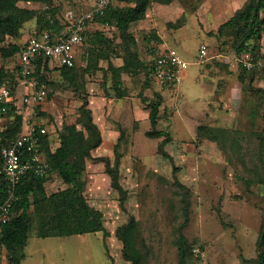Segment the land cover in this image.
<instances>
[{
  "label": "rangeland",
  "instance_id": "374dc122",
  "mask_svg": "<svg viewBox=\"0 0 264 264\" xmlns=\"http://www.w3.org/2000/svg\"><path fill=\"white\" fill-rule=\"evenodd\" d=\"M246 1H154L148 10L153 15L148 25L154 27L142 29L131 24L136 46L131 39L120 45L116 25L96 23L92 30H102L116 39V48L109 58L95 62L87 41L77 60L76 84L53 66L48 73L47 97L25 109L16 75L18 52L9 57L0 52V67L7 72L3 80H12L16 97L11 112L7 109L0 115V128L15 124L17 116L22 118L24 114L48 124L54 136L66 124L77 122L79 107L88 98L94 120L107 140L91 151L83 180L85 196L92 206L103 211L110 234L104 237L103 232H92L85 238H43L34 227L23 264H130L124 258L117 229L131 216L137 220L136 240L144 254L143 264H178L180 226L186 210L185 189L178 181L189 189V221L183 229L188 264H258L259 251H264V243L262 247L258 244L264 221V183L255 175L264 169V147L258 137L264 128V72H249L243 81L232 32L226 30L218 35L220 25ZM91 2L54 0L61 14L70 7L86 10ZM19 5L39 10L45 6L28 0H19ZM38 27L36 18L27 21L18 37L0 41V49L9 42L23 46ZM147 37L151 38L150 43ZM201 42L208 43L210 48V58L205 63L197 59ZM167 46L176 47L189 63L179 90L162 87L152 73L146 82L144 67L136 68V57L127 51L128 47L138 48L140 56L150 63L151 49ZM126 58L131 64L124 69ZM118 72L122 88L132 100L138 101L142 95L155 99L162 93L159 128L169 132L165 149L172 159L160 151L163 137L148 134L150 120L142 119L143 113L149 111L146 103L142 109L133 108L132 115L125 112L124 106L118 107L122 105L112 107L110 98L118 97L114 87V75ZM102 96L106 100L102 101ZM200 124L231 129L237 140L224 147L216 140L199 137ZM123 128L126 134L118 147L121 157L118 180L114 182L110 168L115 169L116 143ZM67 186L58 171L45 182L47 194ZM31 212L37 222L34 209ZM4 217L8 213L0 215V220ZM9 257L7 248L0 244V264H9Z\"/></svg>",
  "mask_w": 264,
  "mask_h": 264
},
{
  "label": "trees",
  "instance_id": "16d2710c",
  "mask_svg": "<svg viewBox=\"0 0 264 264\" xmlns=\"http://www.w3.org/2000/svg\"><path fill=\"white\" fill-rule=\"evenodd\" d=\"M39 1L44 5H48L42 10L32 9L19 5V0H0V41L8 38L18 37L25 23L36 18L39 29L34 33H40L46 28L61 29V23L57 19L56 13L59 8L55 5L54 0H28ZM116 1H118L116 3ZM154 1L169 3L172 0H113L107 12L101 18L90 21L86 30V42L91 45V53L95 62L100 58H109L111 52L115 50V38L110 37L102 30H92L94 24H113L120 30V38L122 43L126 44L131 39L134 46L137 45V38L130 31L133 22L143 19L148 8ZM124 3V4H123ZM52 19L54 20L52 22ZM230 30L235 39L233 46L240 55L245 51L252 54H258L262 48V36L264 35V0H247L246 3L238 9L233 16L224 21L219 29L218 35L224 31ZM25 44V43H24ZM133 46V47H134ZM22 45L9 42L0 49L1 56L9 57L19 52ZM127 51L136 57L135 67H141L146 72V82L152 73V66L141 56L138 48L128 47ZM131 64L129 59H125L124 69ZM61 74L70 80L73 84L77 78L76 66H58ZM51 67L48 62L40 61L36 67V75L39 80L49 85L48 73ZM89 69H85L88 71ZM117 68H114V71ZM264 72L261 69L248 70L242 63L240 65V78L244 81L249 72ZM7 76L4 67H0V80ZM5 80V79H4ZM1 82V81H0ZM122 80L120 72L114 75V87L118 92V96H123L125 91L122 88ZM264 91V90H263ZM50 94V93H49ZM142 100L149 108V120L151 128L148 134L151 137H163L159 143V148L165 157L172 159L170 153L167 152L165 146L168 144L169 132L159 128L161 117V107L163 105V95L158 93L155 99H148L142 95ZM13 104L6 106V110L13 108ZM3 107L0 109V115L4 113ZM79 118L77 122L66 124L64 128L57 131L58 146L52 149L48 137L44 138L43 154L50 163V170L44 177L30 175L24 177L18 184L15 191V198L12 199L7 206V210L3 207L10 197V189L8 179L4 174L0 173V215L8 213V217L0 220V244L4 245L9 251L10 264H21L26 256V246L30 233L36 227V234L39 237L61 236L68 237L76 234H87L92 232H103L104 237L110 233L107 229L103 211L92 206L85 196V181L83 174L86 169V162L91 155V151L102 143V133L99 125L94 120L93 111L89 106V99L84 98L79 107ZM81 125L79 127L78 125ZM22 125L21 116H17L15 124L0 128V157L1 148L11 143L12 138L19 132ZM198 136H205L209 139L220 142L224 147L234 145L236 138L233 131L224 127H216L200 124L198 126ZM126 134V130H121V136L116 144V163L115 169L110 168L112 177L117 181L119 174L120 153L118 147L121 138ZM261 145L264 147V128L258 133ZM264 162V160H263ZM176 168V167H175ZM177 169H174L176 171ZM58 171L63 180L67 183L66 188L59 189L51 194H47L45 189L46 180ZM256 179L260 183H264V169L258 170ZM185 189L183 200L185 202V218L180 226L181 237L178 240L179 262L178 264H188V252L185 246V236L183 229L189 221V199L188 187L183 183L177 182ZM184 208V209H185ZM32 209H34L37 222L32 218ZM118 236L123 242L124 258L130 261V264H143L144 254L137 246V220L131 216L129 221L120 226ZM264 243V221L261 227V235L258 244L262 247ZM258 264H264V251H259Z\"/></svg>",
  "mask_w": 264,
  "mask_h": 264
},
{
  "label": "built area",
  "instance_id": "2783aa9c",
  "mask_svg": "<svg viewBox=\"0 0 264 264\" xmlns=\"http://www.w3.org/2000/svg\"><path fill=\"white\" fill-rule=\"evenodd\" d=\"M112 2L113 0H95L94 4L84 11L70 7L63 14L56 13L62 25L60 30L50 27L27 37L18 52L19 69L16 74L22 87L24 109L27 105L41 103L47 97L48 86L36 75L39 62L47 61L50 67L77 66L79 54L86 43V30L90 21L104 16ZM150 58L153 76L157 82L166 89L176 88L189 65L179 50L171 46L152 48ZM209 58V45L201 42L197 59L205 63ZM238 60L248 70L263 68L264 35L262 48L258 54L245 51L238 56ZM14 86L12 80L8 78L0 82V109L3 107V110H6V106L11 103L16 104ZM51 134L48 124L40 123L23 114L21 129L9 145L1 148L0 173L7 177L10 189V197L3 207L4 210H7V206L15 198L17 186L24 177L30 175L44 177L48 174L51 167L44 157L43 145L45 137L51 140Z\"/></svg>",
  "mask_w": 264,
  "mask_h": 264
},
{
  "label": "crops",
  "instance_id": "0c3cea01",
  "mask_svg": "<svg viewBox=\"0 0 264 264\" xmlns=\"http://www.w3.org/2000/svg\"><path fill=\"white\" fill-rule=\"evenodd\" d=\"M94 1L95 0H92V2H91V6L94 4ZM46 6H48V5H45V7ZM90 6V7H91ZM159 7H157V9H158ZM76 10V9H75ZM87 10V9H86ZM148 10H149V8H148ZM148 10H147V12H148ZM81 11H84V10H81ZM146 12V14H148V16L149 17H151V18H147V16H146V18H143V19H140V20H138V21H135V22H133L132 24L133 25H135L136 24V26H138L139 28H142V29H144V28H150V27H154V25L152 24V25H148L149 24V22H151L150 20H152L153 18V15L152 14H150L149 12L147 13ZM57 13H59V12H57ZM155 13H157L156 11H155ZM155 16H156V14H155ZM151 24V23H150ZM99 25H101V24H99ZM133 25H131V26H133ZM130 26V27H131ZM95 31V30H94ZM131 31V30H130ZM35 32V30L33 31V33ZM157 32H158V34L160 35V37L162 38V35H161V33H160V31H158L157 30ZM137 38V37H136ZM147 40H149V43H150V40H151V38H149V37H147L146 38ZM26 42V41H25ZM151 42H153V41H151ZM148 43V42H147ZM171 47H173V46H171ZM55 67H58V66H55ZM48 86V85H47ZM177 87H179V86H177ZM176 87V89L177 90H179L178 88ZM128 97V98H127ZM130 96H128V94L125 92V94L123 95V96H118L117 98H114V100H113V98L111 97L110 98V103H113V104H111L112 105V107L113 106H115L116 104L117 105H122V106H118L119 108H121V107H123L124 106V110H125V112L128 110L129 111V113H130V115H132V110H133V108H138V109H142V108H144L145 107V102L142 100V99H139L138 101L137 100H132V99H130L129 98ZM102 98V101L103 100H106V97H101ZM135 106V107H134ZM142 119H143V121H148L149 120V111H147L146 113H143V115H142ZM136 120H139V117H136ZM43 123V122H42ZM124 129V128H123ZM122 129V130H123ZM126 130V129H125ZM102 133V132H101ZM51 140H50V146H51V148L52 149H55L57 146H58V144H59V142H58V136H57V133H54V136H52V134H51ZM120 138V137H119ZM119 138H118V140H119ZM110 140V139H109ZM105 142H107V140H106V137H105V135H104V132L102 133V143L98 146V147H101V146H103V144L105 143ZM118 142V141H117ZM52 143V144H51ZM117 144V143H116ZM105 145V144H104ZM98 147H96V148H98ZM99 209V208H98ZM101 210V209H100ZM72 236H80V237H83V238H85V236H87V234H76V235H72ZM50 237H59V236H50ZM50 237H48V238H50ZM61 237V236H60ZM45 238H47V237H45ZM25 258H26V256L24 257V259L22 260V263L21 264H23V262H24V260H25ZM10 264V263H9Z\"/></svg>",
  "mask_w": 264,
  "mask_h": 264
}]
</instances>
